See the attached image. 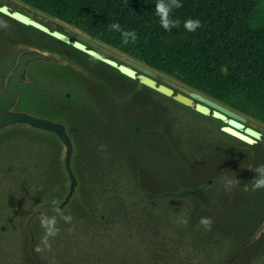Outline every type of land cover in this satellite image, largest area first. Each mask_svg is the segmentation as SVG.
<instances>
[{
  "label": "water",
  "instance_id": "1",
  "mask_svg": "<svg viewBox=\"0 0 264 264\" xmlns=\"http://www.w3.org/2000/svg\"><path fill=\"white\" fill-rule=\"evenodd\" d=\"M261 164L264 123L0 0V264H264Z\"/></svg>",
  "mask_w": 264,
  "mask_h": 264
},
{
  "label": "trees",
  "instance_id": "2",
  "mask_svg": "<svg viewBox=\"0 0 264 264\" xmlns=\"http://www.w3.org/2000/svg\"><path fill=\"white\" fill-rule=\"evenodd\" d=\"M20 1L264 123V0H235L236 16L194 32L183 26L194 19L188 3L174 10L180 27L165 31L157 16L139 14L142 0ZM117 21L136 42L109 29Z\"/></svg>",
  "mask_w": 264,
  "mask_h": 264
},
{
  "label": "clouds",
  "instance_id": "3",
  "mask_svg": "<svg viewBox=\"0 0 264 264\" xmlns=\"http://www.w3.org/2000/svg\"><path fill=\"white\" fill-rule=\"evenodd\" d=\"M184 5L181 3V0H157L155 4V15L159 18L161 27L165 31H171L173 28H179L181 25V20L174 16V10L183 8ZM184 28L189 32H194L202 26L199 19L188 18L183 22ZM111 31L120 32L121 40L124 45L129 44V42H136L138 39L137 33L134 30H125L121 24L117 22L111 23L109 26ZM256 175L252 180V190L256 191L261 188H264V164H261L257 167L249 168ZM229 185H234L239 183V180H229ZM200 223L205 227H211L212 220L211 218H201Z\"/></svg>",
  "mask_w": 264,
  "mask_h": 264
},
{
  "label": "rangeland",
  "instance_id": "4",
  "mask_svg": "<svg viewBox=\"0 0 264 264\" xmlns=\"http://www.w3.org/2000/svg\"><path fill=\"white\" fill-rule=\"evenodd\" d=\"M137 0H132V4ZM141 3V14L144 18L148 17L149 19L155 18V4L157 0H142ZM181 3H188L189 6L194 7V19H199L202 17L201 24L202 26L198 29L205 28V31H210L216 24H219L222 20L228 21L229 18L237 15V5L235 0H181ZM226 15L228 18H226ZM156 16V15H155ZM158 18V17H157ZM209 20V24L204 21ZM69 25V24H68ZM72 26V25H70ZM74 27V26H72ZM75 28V27H74ZM193 251L199 255H203L205 252L202 249V246L195 244ZM80 252H85L83 248H80ZM86 253V252H85ZM89 255V253H86ZM205 255V254H204ZM65 264L67 261L64 258H59ZM57 260V259H55ZM88 260V259H87ZM58 261V260H57ZM79 261H86V258L80 256Z\"/></svg>",
  "mask_w": 264,
  "mask_h": 264
},
{
  "label": "flooded vegetation",
  "instance_id": "5",
  "mask_svg": "<svg viewBox=\"0 0 264 264\" xmlns=\"http://www.w3.org/2000/svg\"><path fill=\"white\" fill-rule=\"evenodd\" d=\"M77 29V28H76ZM79 30V29H78ZM81 31V30H80ZM83 32V31H82ZM85 33V32H84ZM88 34V33H87ZM93 37V36H92ZM110 46V45H109ZM112 47V46H111ZM124 53V52H123ZM125 54H127V53H125ZM129 55V54H128ZM129 56H131V55H129ZM133 57V56H132ZM135 58V57H134ZM137 59V58H136ZM173 77V76H172ZM175 78V77H174ZM231 107V106H230ZM233 108V107H232ZM235 109V108H234ZM237 110V109H236ZM239 111V110H238ZM241 112V111H240ZM249 116V115H248ZM251 117V116H250ZM255 119V118H254ZM257 120V119H256ZM259 121V120H258ZM261 122V121H260ZM261 123H263V122H261Z\"/></svg>",
  "mask_w": 264,
  "mask_h": 264
}]
</instances>
